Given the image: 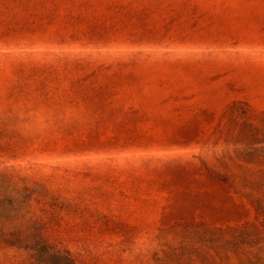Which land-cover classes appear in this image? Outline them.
I'll return each mask as SVG.
<instances>
[{"label": "rangeland", "instance_id": "374dc122", "mask_svg": "<svg viewBox=\"0 0 264 264\" xmlns=\"http://www.w3.org/2000/svg\"><path fill=\"white\" fill-rule=\"evenodd\" d=\"M135 2L129 9L146 7L148 11L142 14H147L146 24L133 36L118 34L119 40L113 43L116 47L103 52L116 53V57L101 55V60L113 62L130 53L134 67L143 69L137 73L136 83L145 86L144 92L157 101L168 99L158 112H173L168 115L171 121L185 119L203 105L213 106V119L183 150L175 146V151L181 150L212 173L225 176L231 196L244 204L248 215L229 223L199 218L188 223L144 225L126 233L119 230L115 241L104 236L79 244L70 233L72 214L62 222L58 207L54 212L56 245L72 254L77 264H264V0ZM96 14L98 10H92L88 18ZM5 26L0 25V90L7 75L23 77L21 72L10 73L13 67L32 66L41 78L44 69L51 72L48 65L55 66L58 53L71 51L67 36L58 37L48 25L34 28L38 38L31 43H8L17 29ZM5 111L0 109V115ZM16 115L22 121L0 122V131L9 133L0 137V143L11 145V150L0 149V171L10 176L34 179L43 175V169L37 174L28 169L37 162L70 160L92 165L103 157L111 158L96 153L99 134L88 130L87 121L69 123L65 134L61 126L56 129L54 117L49 127L43 112ZM144 127L152 135L158 133L150 120ZM184 128L176 125L172 131L182 135ZM139 138L138 131L133 137L137 153L148 144L166 145L156 141L159 137ZM105 143L110 142L105 138ZM171 148L168 143L164 149ZM61 154L64 157H56ZM65 222L67 231L63 233ZM0 264H34L32 251L0 240Z\"/></svg>", "mask_w": 264, "mask_h": 264}, {"label": "trees", "instance_id": "16d2710c", "mask_svg": "<svg viewBox=\"0 0 264 264\" xmlns=\"http://www.w3.org/2000/svg\"><path fill=\"white\" fill-rule=\"evenodd\" d=\"M135 1L0 0V25L17 29L8 43L36 41L34 28L43 24L72 44L70 53H58L55 66L48 65L51 72L44 69L41 78L32 66L13 67L10 73L21 72L23 77L19 80L9 74L4 79L0 109L6 111L0 122L22 121L17 112H43L49 127L54 117L56 129L61 126L67 134L69 123L87 121L88 130L99 134L96 153L111 156L92 165L70 160L32 163L28 169L35 174L39 169L44 172L34 179L0 171V240L30 249L34 264H77L72 254L56 245L54 212L58 207L62 222L72 214L70 233L79 244L104 236L115 241L119 230L126 233L144 225L199 218L229 223L248 215L244 204L231 196L225 176L175 151V146L183 150L213 119V106L203 105L185 119L171 121L168 115L173 112H158L168 99L157 101L136 83L143 69L134 67L130 53L113 62L101 60V55L116 57V53L103 52L116 47L118 34L133 36L146 24L147 14L142 15L146 7L129 9ZM92 10L98 14L88 18ZM50 18H54L52 23ZM87 48L99 51H78ZM147 120L156 125L158 133L152 135L145 129ZM176 125L185 127L182 135L172 131ZM138 131L140 140L159 137L157 142L171 143L172 148L165 151L166 145L148 144L137 153L133 137ZM6 134L0 131V137ZM0 149L11 150V145L0 143Z\"/></svg>", "mask_w": 264, "mask_h": 264}]
</instances>
